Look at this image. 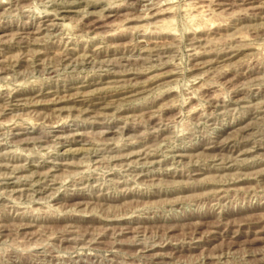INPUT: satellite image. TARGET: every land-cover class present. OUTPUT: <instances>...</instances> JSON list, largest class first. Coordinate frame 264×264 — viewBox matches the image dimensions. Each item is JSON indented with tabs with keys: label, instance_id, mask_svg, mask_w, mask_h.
I'll return each instance as SVG.
<instances>
[{
	"label": "rangeland",
	"instance_id": "rangeland-1",
	"mask_svg": "<svg viewBox=\"0 0 264 264\" xmlns=\"http://www.w3.org/2000/svg\"><path fill=\"white\" fill-rule=\"evenodd\" d=\"M0 264H264V0H0Z\"/></svg>",
	"mask_w": 264,
	"mask_h": 264
},
{
	"label": "bare ground",
	"instance_id": "bare-ground-1",
	"mask_svg": "<svg viewBox=\"0 0 264 264\" xmlns=\"http://www.w3.org/2000/svg\"><path fill=\"white\" fill-rule=\"evenodd\" d=\"M192 2V1H191ZM194 3V2H193ZM194 6V5H193ZM200 7V6H199Z\"/></svg>",
	"mask_w": 264,
	"mask_h": 264
}]
</instances>
